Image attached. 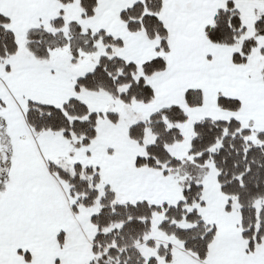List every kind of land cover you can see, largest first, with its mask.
<instances>
[{
    "label": "snow or ice",
    "instance_id": "1",
    "mask_svg": "<svg viewBox=\"0 0 264 264\" xmlns=\"http://www.w3.org/2000/svg\"><path fill=\"white\" fill-rule=\"evenodd\" d=\"M0 264H264V0H0Z\"/></svg>",
    "mask_w": 264,
    "mask_h": 264
}]
</instances>
